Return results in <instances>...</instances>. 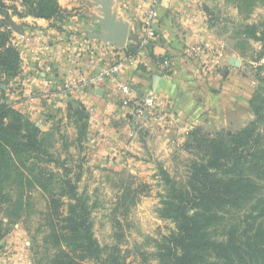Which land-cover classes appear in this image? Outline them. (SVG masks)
<instances>
[{
  "label": "trees",
  "instance_id": "trees-1",
  "mask_svg": "<svg viewBox=\"0 0 264 264\" xmlns=\"http://www.w3.org/2000/svg\"><path fill=\"white\" fill-rule=\"evenodd\" d=\"M69 14L58 0H0V212L25 220L33 264H132L119 245L103 246L96 236L95 204L80 191L83 160L71 161L69 145L64 157L53 143L54 130L46 133L6 98L4 86L22 74L11 16L64 22ZM245 34L264 41L255 25ZM141 47L138 41L126 52L137 55ZM68 105L90 119L83 103ZM251 106L256 118L239 131L191 129L185 144L202 153L192 159L185 186L161 168L165 189L157 213L173 228L154 243L156 264H264V89L254 92ZM75 125L82 144L88 123ZM2 227L0 247L10 231Z\"/></svg>",
  "mask_w": 264,
  "mask_h": 264
},
{
  "label": "crops",
  "instance_id": "crops-1",
  "mask_svg": "<svg viewBox=\"0 0 264 264\" xmlns=\"http://www.w3.org/2000/svg\"><path fill=\"white\" fill-rule=\"evenodd\" d=\"M58 1L70 13L64 22L12 16L14 41L29 66L22 70L19 82L12 80L14 90L9 89L10 85L4 88L11 99H16L20 111L34 117L40 111L47 112L51 103L68 106L70 101L59 95L65 82H80L99 68L122 60L127 48L144 34L151 3L114 0L118 18L128 21L130 28L126 45L109 50L103 45L109 43L90 35L99 29L93 17L100 14L95 0ZM204 1L161 0L152 23L155 34L137 55L125 58L120 69V79L135 93L156 92L159 109L167 119L140 116L121 105L111 82L102 87L103 94L86 83L74 93L73 100L83 103L90 113L85 144L91 161L122 166L147 163L154 153L180 146L195 126L213 125L216 130L234 126L240 130L252 120L251 99L256 83L243 75L241 58L240 67L230 62L232 56L239 57L222 41L225 32L213 23ZM38 31L45 33L47 48L22 39ZM200 41H211L215 47V54L207 60L192 53L191 48ZM162 58L171 62V70L164 68ZM33 103L37 111L32 110ZM36 122L42 126L41 120ZM113 148L118 150L115 155Z\"/></svg>",
  "mask_w": 264,
  "mask_h": 264
},
{
  "label": "rangeland",
  "instance_id": "rangeland-1",
  "mask_svg": "<svg viewBox=\"0 0 264 264\" xmlns=\"http://www.w3.org/2000/svg\"><path fill=\"white\" fill-rule=\"evenodd\" d=\"M204 7L218 29L225 32L222 41L243 60V75L251 77L256 83V90L261 92L264 89V41L249 37L245 31L253 25L257 27L258 33L264 31V0H205ZM11 82L12 80L7 84L10 85V90H14L16 85L12 86ZM6 98L17 105L16 99H11L7 94ZM251 111L253 112L252 106ZM24 113L34 121L41 120L42 126L37 124L46 133L54 130L53 143L64 157L67 156L64 146L69 145L71 161L78 163L83 160L80 191L86 192L91 203L95 204L94 229L100 243L103 246L119 245L132 264H156L154 243L173 228L171 221L161 219L157 213L162 206L161 195L165 189L161 168L174 176L180 186H185L189 179L190 163L202 150L195 148V145L187 146L186 137L180 146L165 150L164 153H154L147 163L122 166L114 162L104 165L89 158L85 134L84 143L79 144L77 141V120L88 123L87 134L89 133L90 119L86 115L85 118L81 117L79 113L69 110V105L55 103H51L47 112L40 111L35 117L28 112ZM255 118L253 112L252 120ZM201 126L207 131H221L216 130L213 125ZM262 126L264 129V124ZM227 130L239 131L234 126L225 128L224 131ZM77 145H82L83 149ZM35 194L37 207L42 209L43 197L38 192ZM0 222L3 231L10 229L0 247V264H33L32 238L25 220L7 216L4 208L0 212ZM33 222H39L38 214L34 215Z\"/></svg>",
  "mask_w": 264,
  "mask_h": 264
},
{
  "label": "built area",
  "instance_id": "built-area-1",
  "mask_svg": "<svg viewBox=\"0 0 264 264\" xmlns=\"http://www.w3.org/2000/svg\"><path fill=\"white\" fill-rule=\"evenodd\" d=\"M160 3L161 0H151L150 7L146 15V24H147L146 30L139 41L141 46L148 45L151 37L155 34L154 29L152 28V23H153V19L158 14V7ZM8 28L11 29L13 33L15 32L14 27L12 25H9ZM22 39L26 40L31 44L41 45L45 48L48 47L45 40V33L43 31H38L36 35L26 34L22 36ZM14 44L20 50V55L22 58L21 68L23 70L27 68L29 64L26 61H24L23 58L24 54L18 43L14 41ZM103 45H104V49H107L108 47L109 50H111V48L115 49L117 47L107 44H103ZM90 47L92 48V46ZM119 49H121V47ZM191 50L192 53H194L198 57L205 58V60L208 59L209 55L215 54L214 51L215 47L211 41L197 42L195 45H193ZM123 57L124 58H122V60L118 61L117 63H113L111 65L103 66L99 68L98 72L89 76L88 78L81 79L80 82L79 81L65 82L59 95L64 99H66V101H71L73 100L74 93L80 88L81 84L83 83H86V85H90L92 87L94 86V87L102 88L104 85H106V83L111 82L117 91V100L121 105L130 107L135 114L140 116L145 115V116L153 117L155 119H167V115L165 113H162L159 109L158 97L155 91L150 90L148 93L140 95L138 93H135L129 84L123 82L120 79L119 73H120V69L124 65V61H125L124 59L125 58L128 59L133 56L125 53ZM163 66L167 70H171L172 68L171 62L166 59L163 61ZM32 110L34 111L36 110L35 103H33L32 105ZM112 152L113 154H116L118 153V150L116 148H113Z\"/></svg>",
  "mask_w": 264,
  "mask_h": 264
},
{
  "label": "water",
  "instance_id": "water-1",
  "mask_svg": "<svg viewBox=\"0 0 264 264\" xmlns=\"http://www.w3.org/2000/svg\"><path fill=\"white\" fill-rule=\"evenodd\" d=\"M96 5L100 8V14L93 15L95 25L99 27L90 33L91 37L98 38L105 43L113 46L124 47L128 40L130 23L124 19L118 18L117 11L114 10V0H95ZM13 26V24H12ZM14 27V26H13ZM230 62L235 66H240L241 59L232 56ZM154 86L158 82L156 78ZM94 92L103 94L102 88L94 87ZM73 105L79 104L72 100Z\"/></svg>",
  "mask_w": 264,
  "mask_h": 264
}]
</instances>
